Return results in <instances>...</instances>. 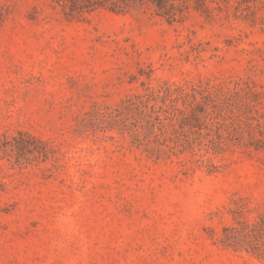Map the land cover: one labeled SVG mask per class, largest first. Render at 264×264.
Returning a JSON list of instances; mask_svg holds the SVG:
<instances>
[{
    "label": "rangeland",
    "instance_id": "1",
    "mask_svg": "<svg viewBox=\"0 0 264 264\" xmlns=\"http://www.w3.org/2000/svg\"><path fill=\"white\" fill-rule=\"evenodd\" d=\"M0 264H264V0H0Z\"/></svg>",
    "mask_w": 264,
    "mask_h": 264
},
{
    "label": "trees",
    "instance_id": "2",
    "mask_svg": "<svg viewBox=\"0 0 264 264\" xmlns=\"http://www.w3.org/2000/svg\"><path fill=\"white\" fill-rule=\"evenodd\" d=\"M59 4L65 14L69 17L77 15L91 14L100 9L111 11H122L129 7L133 0H54ZM189 0H147L159 16L166 19L169 23L180 22L184 18V10L188 9ZM68 10V11H67ZM230 240L223 241L227 245H235ZM230 243V244H229Z\"/></svg>",
    "mask_w": 264,
    "mask_h": 264
}]
</instances>
